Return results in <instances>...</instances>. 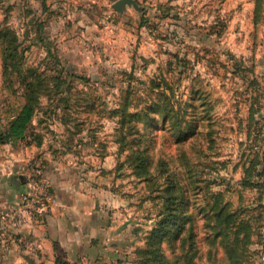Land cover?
Returning a JSON list of instances; mask_svg holds the SVG:
<instances>
[{
	"label": "rangeland",
	"instance_id": "374dc122",
	"mask_svg": "<svg viewBox=\"0 0 264 264\" xmlns=\"http://www.w3.org/2000/svg\"><path fill=\"white\" fill-rule=\"evenodd\" d=\"M116 2L0 0V131L31 96L26 141L91 206L48 249L3 206L0 264H264V0ZM189 112L212 117L204 145L179 146Z\"/></svg>",
	"mask_w": 264,
	"mask_h": 264
},
{
	"label": "crops",
	"instance_id": "0c3cea01",
	"mask_svg": "<svg viewBox=\"0 0 264 264\" xmlns=\"http://www.w3.org/2000/svg\"><path fill=\"white\" fill-rule=\"evenodd\" d=\"M24 139L0 143V208L17 205L19 194L25 188V176L31 160H38L48 184L49 196L40 219L33 223L39 229L40 246L48 249L51 241L58 245H73L84 239L91 206L85 204L86 192L74 178L75 171L66 160L53 158L43 144L36 145ZM37 241V238H36Z\"/></svg>",
	"mask_w": 264,
	"mask_h": 264
},
{
	"label": "trees",
	"instance_id": "16d2710c",
	"mask_svg": "<svg viewBox=\"0 0 264 264\" xmlns=\"http://www.w3.org/2000/svg\"><path fill=\"white\" fill-rule=\"evenodd\" d=\"M29 98L25 99V101L21 104L20 108L14 112L9 119L6 128L4 131H0V143H9L18 140H22L27 135L29 123L32 120V116L35 110L33 98L28 95ZM159 107V103L157 101H151L148 104L149 112L154 115L156 108ZM182 119V121H180ZM178 124L179 126V135L181 141L178 140L179 146L180 144L190 143L192 141L196 142L198 145H204V141L207 140L208 129L211 127V123L213 122L211 115L204 116L198 112H189L188 115L182 114L180 116ZM169 118L165 119V122H169ZM190 150L193 148V145L189 146ZM184 146L182 150V156L184 157ZM182 191L185 190V186L181 185ZM182 200V194L179 197ZM176 213V212H175ZM171 216V214H170ZM169 216V217H170ZM229 215L224 212V207H214L212 208V219L215 222V230L219 227V225H227L229 222ZM172 218V217H170ZM170 219L165 218L164 222L167 225ZM166 226H163L165 229ZM215 234L217 237H221L223 239L224 248L226 252L232 253L231 248H229V243H225V239H227V233L225 230H216ZM235 238V237H234ZM238 239L235 238V241ZM58 264H70L68 262H59Z\"/></svg>",
	"mask_w": 264,
	"mask_h": 264
},
{
	"label": "built area",
	"instance_id": "2783aa9c",
	"mask_svg": "<svg viewBox=\"0 0 264 264\" xmlns=\"http://www.w3.org/2000/svg\"><path fill=\"white\" fill-rule=\"evenodd\" d=\"M27 168L24 191L19 195L17 205H10L9 209L19 227L32 226L34 220L43 215L49 196L41 163L33 159Z\"/></svg>",
	"mask_w": 264,
	"mask_h": 264
},
{
	"label": "water",
	"instance_id": "95a60500",
	"mask_svg": "<svg viewBox=\"0 0 264 264\" xmlns=\"http://www.w3.org/2000/svg\"><path fill=\"white\" fill-rule=\"evenodd\" d=\"M133 3V0H117L115 3L116 7L119 9L124 4H130Z\"/></svg>",
	"mask_w": 264,
	"mask_h": 264
}]
</instances>
